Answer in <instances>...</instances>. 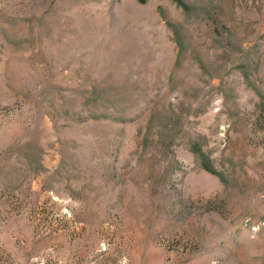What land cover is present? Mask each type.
<instances>
[{"label":"rangeland","instance_id":"obj_1","mask_svg":"<svg viewBox=\"0 0 264 264\" xmlns=\"http://www.w3.org/2000/svg\"><path fill=\"white\" fill-rule=\"evenodd\" d=\"M0 264H264V0H0Z\"/></svg>","mask_w":264,"mask_h":264},{"label":"trees","instance_id":"obj_2","mask_svg":"<svg viewBox=\"0 0 264 264\" xmlns=\"http://www.w3.org/2000/svg\"><path fill=\"white\" fill-rule=\"evenodd\" d=\"M212 171V170H211Z\"/></svg>","mask_w":264,"mask_h":264}]
</instances>
